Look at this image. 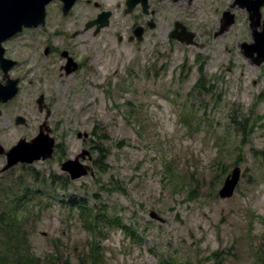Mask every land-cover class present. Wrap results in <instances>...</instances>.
<instances>
[{"label":"rangeland","instance_id":"rangeland-1","mask_svg":"<svg viewBox=\"0 0 264 264\" xmlns=\"http://www.w3.org/2000/svg\"><path fill=\"white\" fill-rule=\"evenodd\" d=\"M230 2L163 0L157 28L138 44L126 40L137 12L124 17L114 5L109 27L94 35L85 24L96 11L85 2L66 18L52 3L44 27L5 43L7 58L19 64L11 75L23 84L0 105V144L8 151L47 123L58 149L46 161L0 173V215L10 213L19 232L6 237L0 225V240L21 241L41 264H80L94 240L105 264H264V64L242 53L241 44L253 43L246 11L215 37ZM175 21L190 24L196 44L169 38ZM49 38L83 68L66 75L59 54L44 55ZM41 96L49 119L39 111ZM19 116L26 125L16 124ZM83 149L93 172L70 180L61 164ZM5 165L0 155V170ZM235 167L239 185L221 199ZM73 201L120 217L133 236L105 224L94 235Z\"/></svg>","mask_w":264,"mask_h":264},{"label":"water","instance_id":"water-1","mask_svg":"<svg viewBox=\"0 0 264 264\" xmlns=\"http://www.w3.org/2000/svg\"><path fill=\"white\" fill-rule=\"evenodd\" d=\"M53 1L55 0H0V68L4 73V78L6 79L5 85L0 83V104L8 103L17 96L19 91L18 80H12L8 75L9 71L15 65V62L4 57L5 50L2 44L21 33L23 29H32L44 26L47 14L46 8ZM59 1L63 4L62 10L64 15H68L70 13L71 8L76 2V0ZM242 1L241 7L246 8L249 13L250 29L254 42L251 45L243 44L242 50L244 55L251 59L252 65L260 66L264 63V20H262L261 13V8L264 7V0ZM135 3L136 2H133L132 5H135ZM109 16V13L100 15L97 20L87 23L85 29L90 30L94 26H97L95 31V35H97L102 29L109 26ZM234 23L235 15L230 12H225L221 20L220 31L216 34V36H220L229 31ZM260 27H262V29L259 31ZM178 29H181V31L178 32ZM134 35L137 36V41H143V29L140 28L135 30ZM170 38L177 39L181 43L190 45L194 43L193 40L195 35L188 32L181 23H176L175 31L172 32ZM62 55L66 57L68 56V53L63 52ZM72 64H74L73 68H70ZM77 69V63L73 59L69 58L66 73L68 75L72 74L77 71ZM37 103L39 111L43 112L45 109L46 119H49L51 110L44 105V97L41 96L39 100H37ZM16 124H26L25 118L19 116L16 119ZM50 132L51 129L46 123L41 126L39 135L31 141L22 139L9 151H6L0 144V155H4L7 161L6 166L0 170V173L6 172L11 167L18 165L19 163L31 165L36 161H46L50 159L56 146L55 139L50 136ZM77 136L79 139L83 138L84 140L89 137L87 133L81 132L78 133ZM88 156L89 151L82 150V152L75 159H69L62 163L61 170L66 172L70 176L71 180L87 176L90 170L93 172V169H90L89 166L81 163L80 159L86 160ZM241 173V168L235 167L233 169L231 174L226 178L225 183L219 192V196L221 198L225 199L233 196L241 179ZM151 217L155 220L163 221L154 212H151Z\"/></svg>","mask_w":264,"mask_h":264},{"label":"flooded vegetation","instance_id":"flooded-vegetation-1","mask_svg":"<svg viewBox=\"0 0 264 264\" xmlns=\"http://www.w3.org/2000/svg\"><path fill=\"white\" fill-rule=\"evenodd\" d=\"M82 1L85 2V5H86L87 9L91 10V8H92L94 11H96V17H93L92 19H88L87 23L97 20L99 18V16L102 15V14L109 13L110 14V16H109V25H110V21H111V19L113 17V12H114V9H115L114 5L116 6V8H120L121 9L122 14H124V17H127V16L132 17V15L134 13H136V12L138 14H140V16H136V17L133 18V20H134L133 23L127 28L128 30L126 32L129 33V34H128L126 40H127V42L129 44L142 43V42H138L137 41L138 38H137L136 35H134V31L135 30L140 29V28L143 29V38L145 39V36H147L150 31H153V30H155L157 28V23H158L157 18H158V16L161 13L160 6L163 3V0H134V1H132V0H120L116 4H114L113 1L110 2V0H98V1L97 0H76L75 4L71 8L69 14H71L73 12V10L76 8V6L79 5ZM165 1L168 2V3H171L172 5H178L179 4L181 6L190 7L194 0H178V1H176V0H165ZM249 1H252V0H249ZM133 2H136L135 5H132ZM242 2L243 1H241V0H231V2L224 8V11H223V13L231 11V13L235 14V24H236L237 19H238V12L246 11V8L241 7L242 6L241 5ZM53 3H55L56 6H58L60 8V10H61L60 14L62 15V18L63 17L64 18L68 17L69 14L68 15H64V13H63V10H62L63 4H62L61 1H54ZM109 7H111V8H109ZM261 13H262V20H264V7H262V9H261ZM47 19L48 18H46V20ZM178 22L183 24V26H185L188 31H191V32H193L195 34V32L192 30L190 24L188 22H186V21L184 23L180 22V21H175L173 27ZM86 24H85V26H86ZM96 28H97V26H94L92 29H90V30H93V34L94 35H95ZM31 30H33V29H31ZM173 30L175 31V29H173ZM27 31H29V30H24L21 34L17 35L16 37H19L21 35H25ZM180 31H181V29H178V32H180ZM172 32H171V34H172ZM79 33H80L79 31L74 32V34H72V37L74 38ZM61 36H62V34H61ZM144 39H143V41H144ZM117 40H118V42L122 43L125 40V38L122 35L119 34L117 36ZM193 42H194V44H196L195 43V39L193 40ZM45 44H46V46H45L46 47L45 48L46 49V51H45L46 53H44V55L46 57H50V56H53L55 54H59L60 57L66 62L65 66L63 68H61L62 70L65 71V73H66L67 63H68L69 58H71L75 62H77V65H78V69L77 70L83 68V63L82 62H78L75 59V57L69 51L61 50V48H59V46H56L54 44V42H53V40L51 38L46 40ZM5 51H6L5 57L7 58V52H8L7 51V46L5 47ZM63 52H67L68 56L64 57L62 55ZM14 62H15V65L9 71L8 75H9V77L12 80H18V84H19V86H21L23 84V82L21 83V81H22L21 78L12 77V75H11V71L14 70V68H16L19 65L16 61H14ZM73 65L74 64H72L70 68H73ZM0 72H2L1 68H0ZM66 75H68V74L66 73ZM0 82L1 83H6V79L4 78V73L3 72H2V77H0ZM89 155H91L90 151H89Z\"/></svg>","mask_w":264,"mask_h":264},{"label":"trees","instance_id":"trees-1","mask_svg":"<svg viewBox=\"0 0 264 264\" xmlns=\"http://www.w3.org/2000/svg\"><path fill=\"white\" fill-rule=\"evenodd\" d=\"M99 139H101V137H99ZM101 159L102 158H99V162H97V168H101L100 165L102 166L104 163V161ZM169 170L172 171L171 168H169ZM170 174L172 176L171 178L178 177L173 172H170ZM22 199L27 202L24 197H22ZM20 200L21 198H19V201ZM15 203L17 206L19 205L20 208H28V206H25L24 203H19L17 201H15ZM87 205L88 204L82 203L80 201H73L72 208H76L80 211V217L83 220V225L88 229L89 232L97 235L98 227H104V225L101 224H105L106 226L117 225L121 227L127 233V235L133 236V231H130L127 226L123 225L122 219L120 217L110 218L106 215V213H96V211L87 207ZM15 224L16 222L11 218L10 213L0 215V225H2L1 231L6 237H8L9 232L13 231L15 239L18 238L19 232H16ZM1 241L2 240H0V242ZM2 243L3 245L0 244V264H41V260L31 254L30 249L26 247V245H24L21 241L18 240L17 243H13L11 240H9V242L3 240ZM79 262L80 264H105L104 247H102L101 241L94 240L92 245H90L88 254L79 256ZM159 264L180 263L177 260L161 258L159 260Z\"/></svg>","mask_w":264,"mask_h":264}]
</instances>
